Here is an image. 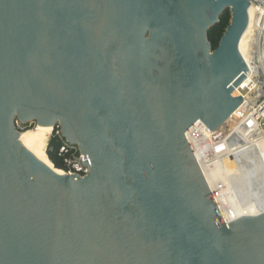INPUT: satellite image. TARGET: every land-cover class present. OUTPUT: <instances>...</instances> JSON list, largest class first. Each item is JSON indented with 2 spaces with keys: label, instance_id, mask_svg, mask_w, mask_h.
<instances>
[{
  "label": "water",
  "instance_id": "1",
  "mask_svg": "<svg viewBox=\"0 0 264 264\" xmlns=\"http://www.w3.org/2000/svg\"><path fill=\"white\" fill-rule=\"evenodd\" d=\"M227 5L212 51L206 32ZM247 11L246 0H0V264H264V213L225 222L184 137L240 104ZM15 115L58 120L89 174L27 153Z\"/></svg>",
  "mask_w": 264,
  "mask_h": 264
},
{
  "label": "bare ground",
  "instance_id": "2",
  "mask_svg": "<svg viewBox=\"0 0 264 264\" xmlns=\"http://www.w3.org/2000/svg\"><path fill=\"white\" fill-rule=\"evenodd\" d=\"M259 3L263 4L264 0H246L248 11L245 12V26L239 35L237 42V50L244 63L249 69L254 67V58L258 53V39L263 38L262 22L264 21V7H259ZM224 8H231L229 5ZM260 43V42H259ZM247 71V70H246ZM244 77L242 82H244ZM232 97H238L241 93L234 88ZM239 105L229 114H233ZM32 120L31 118L24 121ZM59 122L55 121L51 127H37V130L17 133L19 134V143L29 154L39 155L47 159L51 163L50 170L60 171L67 175L63 170L55 168L45 153V144L43 136L48 137L51 134L53 125ZM240 145H235L230 149V154L222 157V162L217 159L215 167L205 173L206 181L213 192V198L217 205L222 218L225 222L232 221L237 218L258 217L264 213V138L257 142L246 134L241 133L239 136ZM47 139V138H46ZM243 141V142H242ZM249 144H252L251 146ZM259 155H256L258 154ZM243 159V160H242ZM215 158L212 159L214 161ZM240 160V161H238ZM249 162H253L252 167ZM205 171L204 166L201 165ZM258 172L256 177L254 172ZM235 179L237 189L242 188L236 197L232 192L234 187L231 179ZM240 179V186L237 182ZM232 187V188H231ZM235 189V188H234ZM238 192V191H237Z\"/></svg>",
  "mask_w": 264,
  "mask_h": 264
},
{
  "label": "built area",
  "instance_id": "3",
  "mask_svg": "<svg viewBox=\"0 0 264 264\" xmlns=\"http://www.w3.org/2000/svg\"><path fill=\"white\" fill-rule=\"evenodd\" d=\"M262 32H264V27ZM253 63V69H249L245 63L247 70L244 72L245 81L242 82L241 88L236 87L241 94L238 96L240 104L235 112L214 129L208 128L203 122L197 120L184 133L185 140L194 154L204 178H206L205 173L215 167L217 159L222 162V157L229 155L230 149H233L235 145H240L239 136L241 133L252 138L253 142L264 138V36L263 38L260 36L258 39V53ZM57 127L55 126V128ZM56 133H58L57 129L55 135H57ZM57 155L62 159L65 165L63 171L68 176L74 174L78 177H85L89 174L88 166L82 163V153L78 144L71 143L63 137ZM213 158H215L214 161H212ZM249 163L251 167L254 165L253 162ZM201 165L204 166L205 171ZM231 183L234 187V178L231 179ZM234 188L232 192L234 195L236 192L237 197L239 193Z\"/></svg>",
  "mask_w": 264,
  "mask_h": 264
},
{
  "label": "trees",
  "instance_id": "4",
  "mask_svg": "<svg viewBox=\"0 0 264 264\" xmlns=\"http://www.w3.org/2000/svg\"><path fill=\"white\" fill-rule=\"evenodd\" d=\"M229 22L230 12L228 9H225L222 14H220L218 22L207 30L206 39L212 51L218 47L219 41L225 32L226 27L229 25ZM56 129L58 130V127ZM54 131L52 136L47 141L46 154L55 168L65 170V165L63 164L62 159L57 155L58 149L63 142V138L56 136Z\"/></svg>",
  "mask_w": 264,
  "mask_h": 264
},
{
  "label": "rangeland",
  "instance_id": "5",
  "mask_svg": "<svg viewBox=\"0 0 264 264\" xmlns=\"http://www.w3.org/2000/svg\"><path fill=\"white\" fill-rule=\"evenodd\" d=\"M259 7H261V8H263L264 6H263V4H261V3H259ZM225 9H228L229 10V8H225ZM224 9V10H225ZM223 10V11H224ZM148 35H146V37H147ZM259 39H260V37H259ZM13 124H14V127H15V131H18L19 133H21V132H26V131H33L34 132V130H37V127H38V122H37V120L36 119H32V120H27V121H22V120H20L19 118H18V116L17 115H15L14 116V118H13ZM55 126H58V133H56L57 135L56 136H58L59 138H63V135H62V128H61V125H60V123H58V122H56L54 125H53V131L54 130H56V128H55ZM53 131H51V134H49L48 135V137H45V136H43V142H44V144H45V153H46V144H47V141L49 140V138L52 136V133H53ZM55 132V131H54ZM47 138V139H46ZM47 155V154H46ZM249 167H251V166H249ZM254 172V171H253ZM255 174L253 175V177L255 176L256 177V175L258 174V172H254ZM237 182H239L238 183V186H240V179L237 181ZM236 183H235V188H236V191H238V193H242V191H241V189L242 188H238L237 189V187H236ZM240 191V192H239Z\"/></svg>",
  "mask_w": 264,
  "mask_h": 264
},
{
  "label": "clouds",
  "instance_id": "6",
  "mask_svg": "<svg viewBox=\"0 0 264 264\" xmlns=\"http://www.w3.org/2000/svg\"><path fill=\"white\" fill-rule=\"evenodd\" d=\"M53 131V130H52Z\"/></svg>",
  "mask_w": 264,
  "mask_h": 264
}]
</instances>
